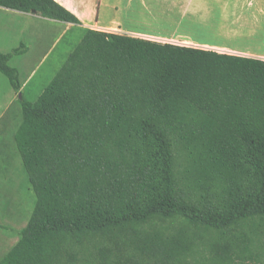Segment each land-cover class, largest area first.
<instances>
[{
    "label": "trees",
    "instance_id": "obj_1",
    "mask_svg": "<svg viewBox=\"0 0 264 264\" xmlns=\"http://www.w3.org/2000/svg\"><path fill=\"white\" fill-rule=\"evenodd\" d=\"M0 7L80 25L55 0ZM0 72L36 197L0 264H253L264 223V60L89 29L32 102ZM246 239V241H245Z\"/></svg>",
    "mask_w": 264,
    "mask_h": 264
},
{
    "label": "crops",
    "instance_id": "obj_2",
    "mask_svg": "<svg viewBox=\"0 0 264 264\" xmlns=\"http://www.w3.org/2000/svg\"><path fill=\"white\" fill-rule=\"evenodd\" d=\"M55 1L76 15L81 24L74 25L45 19L36 14L13 12L33 15L42 23L62 25L49 52L44 56L42 65L48 62L59 43L69 33L75 32L82 39L89 29L264 60V0ZM189 28L203 29L212 40L195 41L192 39L193 31ZM36 73L37 71H33L28 74L27 83L28 80H34ZM25 84L23 83V88ZM13 108L14 103L8 105L0 116V187L5 182L10 183L14 163L18 165L17 162L20 161V180L24 182L25 179L24 186L26 184L28 191L33 192L14 139L22 122L21 115L20 120L8 116ZM5 194L0 191V261L20 240V231L27 226L31 217L30 215L22 220L19 216L15 223L14 208L18 210V206L11 205L14 201H7ZM33 196L34 208L36 197L35 194ZM15 199L18 202L17 197ZM19 200L21 209L23 204ZM32 211L33 209L29 214ZM22 222L24 224L21 225Z\"/></svg>",
    "mask_w": 264,
    "mask_h": 264
},
{
    "label": "rangeland",
    "instance_id": "obj_3",
    "mask_svg": "<svg viewBox=\"0 0 264 264\" xmlns=\"http://www.w3.org/2000/svg\"><path fill=\"white\" fill-rule=\"evenodd\" d=\"M248 3V2H247ZM14 11L0 7V53H9L13 49L20 47L21 43L26 46V51L20 56L14 57L10 65L16 67L21 76V82L26 83L23 92L29 101L34 102L42 93L45 86L53 79V77L60 70L65 63L68 55L75 49L80 42V36L75 32L69 33L59 43L54 53L48 62L42 65L44 56L49 52L50 47L58 36L57 33L62 25L52 23H42L33 15H19L20 13H13ZM192 32V39L195 41H211L212 39L201 28H189ZM216 42L218 40L215 39ZM67 55V56H66ZM37 71L36 77L33 81L27 83L28 74ZM18 96L12 89L7 77L0 72V116L4 113L6 107L14 103V108L11 109L8 116H14L15 120H20L21 108L19 106L20 115L18 111ZM1 160V159H0ZM10 161V160H9ZM14 163L13 179L10 183H4L0 187V191L6 196V200L13 202L11 205L18 206V210L14 208V222L19 220L20 200L23 206L29 195H34L28 186L20 180L18 173L20 161ZM22 168V167H21ZM26 177V176H25ZM28 184V179L26 180ZM17 197L18 202L15 201ZM4 200V197H2ZM5 204V203H4ZM27 205V204H26ZM7 206V204L5 205ZM24 209V208H21ZM33 207L31 208V210ZM25 213L24 210H22ZM31 214H27L29 217ZM26 216V217H27ZM25 217V216H23ZM19 223V222H18ZM24 224L23 222L21 225ZM247 234L250 245L245 244L253 253H260L263 257L261 262L247 260L248 263L264 264V223L258 224V227L249 229L247 231H240L236 233L237 236ZM246 241V239H245Z\"/></svg>",
    "mask_w": 264,
    "mask_h": 264
},
{
    "label": "bare ground",
    "instance_id": "obj_4",
    "mask_svg": "<svg viewBox=\"0 0 264 264\" xmlns=\"http://www.w3.org/2000/svg\"><path fill=\"white\" fill-rule=\"evenodd\" d=\"M33 201H34V196H32L30 194L29 197H28V200L25 201V205L22 207L24 209H20V211H19V216L21 217L22 220H26L27 214L31 211V208L33 207V205H32ZM22 210H24L25 213H23ZM23 216H25V217H23Z\"/></svg>",
    "mask_w": 264,
    "mask_h": 264
},
{
    "label": "water",
    "instance_id": "obj_5",
    "mask_svg": "<svg viewBox=\"0 0 264 264\" xmlns=\"http://www.w3.org/2000/svg\"><path fill=\"white\" fill-rule=\"evenodd\" d=\"M19 98H22V94H19V96H18Z\"/></svg>",
    "mask_w": 264,
    "mask_h": 264
}]
</instances>
